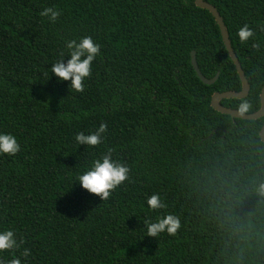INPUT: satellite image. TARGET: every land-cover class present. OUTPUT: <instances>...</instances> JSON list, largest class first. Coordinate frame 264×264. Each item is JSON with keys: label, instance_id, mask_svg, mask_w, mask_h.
Segmentation results:
<instances>
[{"label": "trees", "instance_id": "trees-1", "mask_svg": "<svg viewBox=\"0 0 264 264\" xmlns=\"http://www.w3.org/2000/svg\"><path fill=\"white\" fill-rule=\"evenodd\" d=\"M206 1L251 84L247 98L222 104L255 113L264 0ZM53 6L61 15L49 23L40 12ZM245 23L254 35L241 43ZM85 35L102 48L80 93L48 68L66 39ZM193 51L205 77L219 73L214 84L198 77ZM242 86L215 17L195 0H0V131L21 144L0 156V228L23 238L15 255L30 249L22 264H264V117L234 119L211 105ZM101 122L100 146L75 143ZM105 148L130 171L101 201L72 184ZM153 192L166 210L147 211ZM165 211L179 218L176 234L147 237L144 220Z\"/></svg>", "mask_w": 264, "mask_h": 264}, {"label": "clouds", "instance_id": "clouds-1", "mask_svg": "<svg viewBox=\"0 0 264 264\" xmlns=\"http://www.w3.org/2000/svg\"><path fill=\"white\" fill-rule=\"evenodd\" d=\"M61 12L53 7H45L41 12V17H46L49 23H55ZM236 35L241 43L246 42L254 33L247 23L238 27ZM102 45L93 39L90 35L66 39L64 41V50L60 53V58L51 63L48 68V74L54 75L58 82H69V87L74 92L82 93L85 90V81L91 76L93 71V62L100 56ZM249 105L243 103L240 105L241 112L247 111ZM107 124L101 122L94 130H89L87 134L84 131H78L74 134V141L77 145L85 149H96L100 146L107 132ZM81 148V147H80ZM21 151V144L18 138L11 132L0 131V156L15 157ZM82 154V153H81ZM129 167L114 158L112 149L105 148L98 156L84 165V170L80 172L72 184L79 186L88 192L98 196L101 201L108 200L112 193L126 181H129ZM71 186V188H72ZM259 191L264 193V184H261ZM146 206L149 213H159L160 210H166L167 204L159 192H153L146 197ZM143 227L146 229L147 237H158L161 234L169 236L175 235L180 228L179 218L167 211L163 215L157 214L144 220ZM18 233L14 227L0 228V256L7 253L11 259L6 264H22V259L26 260L31 251L29 248H23L19 256L15 253L24 243L23 238L17 242ZM0 264H4L0 261Z\"/></svg>", "mask_w": 264, "mask_h": 264}, {"label": "water", "instance_id": "water-1", "mask_svg": "<svg viewBox=\"0 0 264 264\" xmlns=\"http://www.w3.org/2000/svg\"><path fill=\"white\" fill-rule=\"evenodd\" d=\"M195 4H196V6H198L201 9L208 10L215 17V19H216V21L220 27L225 46L229 52L230 57L232 58V60L234 61L235 65H236L237 71L240 75L242 85H243L242 90L240 92L226 91V92L214 94V96L212 97V101H211L212 107L214 108V110H216L222 114L229 115V116L233 117L234 119L257 120V119L264 117V88H263L262 93H261V108L259 111L255 112V113L240 112V111L232 109L230 107H226L222 104V100H224V99H245V98H247L250 94V91H251V84L245 75L244 69L242 67V64H241L236 52L234 51V48L232 46L230 36H229L228 30H227V27L225 25L224 19L222 18L218 9L214 5H212L211 3L207 2L206 0H195ZM192 64L194 66L195 71L197 72L198 77L205 84L212 85L218 80L219 73L214 78H211V79H209L203 75V73L201 72V69L198 65L196 52H194V51L192 52ZM260 136H261L262 141L264 142V126L261 129Z\"/></svg>", "mask_w": 264, "mask_h": 264}]
</instances>
